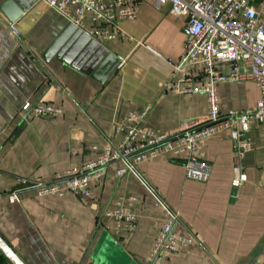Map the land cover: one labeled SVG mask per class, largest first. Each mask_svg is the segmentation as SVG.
<instances>
[{
    "label": "crops",
    "instance_id": "1",
    "mask_svg": "<svg viewBox=\"0 0 264 264\" xmlns=\"http://www.w3.org/2000/svg\"><path fill=\"white\" fill-rule=\"evenodd\" d=\"M135 6L136 17L118 23L126 37L100 43L45 0H0V236L25 264H140L167 217L154 192L177 211L175 231L193 237L156 264H264V125L255 119L242 154L227 129L204 141L212 166L207 182L186 179L180 158L163 156L123 176L116 174L119 162L110 163L85 200L71 192L18 190L21 178L49 180L117 143L122 135L113 122L129 111L149 106L144 124L167 134L206 119L205 94L163 87L170 60L189 39L184 17L152 0ZM217 89L222 112L251 109L259 97L250 79L220 82ZM26 101L50 102L62 113L32 115L24 123ZM235 166L246 175L237 187L231 184ZM13 192L18 200L10 199ZM121 196L137 198L134 231L115 230L103 216ZM0 264H12L1 250Z\"/></svg>",
    "mask_w": 264,
    "mask_h": 264
},
{
    "label": "built area",
    "instance_id": "2",
    "mask_svg": "<svg viewBox=\"0 0 264 264\" xmlns=\"http://www.w3.org/2000/svg\"><path fill=\"white\" fill-rule=\"evenodd\" d=\"M138 0H45L47 5L62 15L89 38L100 43L126 34L118 26L119 21L134 19ZM160 7L168 5L169 13L184 17L190 38L184 43L180 56L170 60L172 69L164 82V90L179 94H205L207 115L204 122L194 128L177 133H158L144 124L149 106L139 111H129L113 122L115 134L121 139L98 149V155L80 168L57 173L46 181H29L21 178L18 189H35L38 195L63 196L71 192L85 200L92 194V185L106 174L112 162L118 176L136 173V165L163 156L180 158L184 177L207 182L212 166L206 159L204 141L219 131L229 130L234 149L242 154L250 147L248 131L251 119L264 125V5L257 7L251 0H152ZM10 29L16 32L13 23ZM225 67V70H223ZM252 80L259 90V97L251 109L219 108L217 85L225 81ZM22 122L28 123L32 115H58L62 108L50 102L31 103L21 106ZM246 179L240 166L234 167L232 186L241 185ZM157 204L163 207L167 217L145 260L140 264H156L186 249L192 242L190 234H180L174 227L177 211L172 210L154 192ZM12 201L18 195H10ZM136 196L118 197L113 207L103 216L118 231H134L138 215L133 209Z\"/></svg>",
    "mask_w": 264,
    "mask_h": 264
},
{
    "label": "water",
    "instance_id": "3",
    "mask_svg": "<svg viewBox=\"0 0 264 264\" xmlns=\"http://www.w3.org/2000/svg\"><path fill=\"white\" fill-rule=\"evenodd\" d=\"M0 250L8 257V259L12 262V264H25L1 236H0ZM110 253H113V251L109 250L108 254Z\"/></svg>",
    "mask_w": 264,
    "mask_h": 264
}]
</instances>
